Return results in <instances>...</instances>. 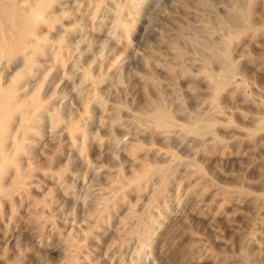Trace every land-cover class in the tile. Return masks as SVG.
<instances>
[{"label":"rangeland","instance_id":"374dc122","mask_svg":"<svg viewBox=\"0 0 264 264\" xmlns=\"http://www.w3.org/2000/svg\"><path fill=\"white\" fill-rule=\"evenodd\" d=\"M48 1L27 5L48 4L46 50L0 74L22 71L18 91L38 102L20 155L30 184L1 204L0 264H264V0ZM153 100L218 119L220 139L156 132L136 117ZM153 165L165 184L146 180Z\"/></svg>","mask_w":264,"mask_h":264},{"label":"bare ground","instance_id":"6f19581e","mask_svg":"<svg viewBox=\"0 0 264 264\" xmlns=\"http://www.w3.org/2000/svg\"><path fill=\"white\" fill-rule=\"evenodd\" d=\"M49 1L51 2L52 0ZM0 2V40H9L8 37L11 35L10 32L6 31L7 27L5 25L8 24L7 21H10L13 24L12 26L15 27V32L13 34L15 37L14 40H16L6 47L0 45V74L1 70L14 69L16 67L13 65L14 60L20 55L24 59V63L27 65V70L29 71L34 67L37 54L41 51H45L48 45L46 40L47 36L40 34L36 26L38 20L50 19V15L44 12L47 10L46 6H48V4L33 13L27 8V5L31 4V0H22L21 2L19 0H0ZM238 4V1H234V5ZM223 27L227 30V32L224 31V33L228 34V36H231L234 32L229 25L226 26V24H223ZM223 27H221V29ZM196 39L197 37H195V40ZM224 39V43L230 42V40ZM196 41L199 40L197 39ZM181 52V46H177L176 53L180 54ZM220 57L223 61H227L228 56L226 47L223 48ZM206 67L208 68L207 70H209V75L215 74L211 70V67ZM21 72L22 71L17 70L11 78H8L9 82L7 84L1 80L0 75V211L2 201L6 198L8 199L16 189L28 184L32 174V170H28V168L26 169L24 166V162H22L20 155L25 146L24 142L27 132L35 125L33 122L38 121V115L35 112L38 102L35 97L33 99L28 98V92L25 91L24 88L18 91L20 87H22V85H18L19 79H17ZM61 117V112L59 110L56 111L53 114L52 123L56 126L60 122ZM136 117L138 121L150 126L156 132L165 136L170 135L174 130L180 131L182 135L192 134L202 139L207 134H210L213 139L219 140L221 135L218 134L219 127H216L218 119L205 115V113L203 114L199 111H195L190 117L187 116L186 119L182 120L177 116V112L174 109L157 100H153L151 104L143 107L138 114L136 113ZM257 127H264L263 119ZM207 138L209 139V137ZM202 139H200V141H202ZM204 142L202 141V143ZM31 164L32 162H28V167H31ZM166 169L167 167L163 165H153L149 167L144 172V175H147L146 180H149L156 173L158 174L159 186L165 184L169 174V172H167L168 169ZM141 225L143 224L141 223ZM141 225L138 223V231L144 236L146 234L145 238L148 240L149 238L147 235L153 230L154 226L151 227V229L145 228L143 230L140 227Z\"/></svg>","mask_w":264,"mask_h":264}]
</instances>
